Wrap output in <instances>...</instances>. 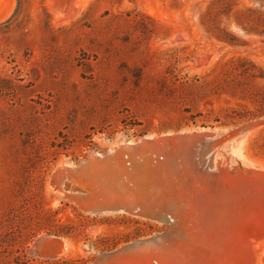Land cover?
Instances as JSON below:
<instances>
[{
    "label": "rangeland",
    "instance_id": "374dc122",
    "mask_svg": "<svg viewBox=\"0 0 264 264\" xmlns=\"http://www.w3.org/2000/svg\"><path fill=\"white\" fill-rule=\"evenodd\" d=\"M62 1L15 0L0 22V236H60L69 246L50 261L81 264L167 228L91 210L90 191L64 177L91 152L259 121L237 145L243 165L264 167V0ZM233 138L194 161L235 164ZM35 241L29 253L47 259Z\"/></svg>",
    "mask_w": 264,
    "mask_h": 264
},
{
    "label": "bare ground",
    "instance_id": "6f19581e",
    "mask_svg": "<svg viewBox=\"0 0 264 264\" xmlns=\"http://www.w3.org/2000/svg\"><path fill=\"white\" fill-rule=\"evenodd\" d=\"M62 2L56 5L58 9ZM258 123L249 122L219 137L208 129L185 128L137 140L117 139L108 159L116 164V171L110 173L118 188L115 182L112 189L95 181L98 171L93 173L90 194L84 196L95 198L106 191L110 197L108 203L93 204L90 209L140 214L165 222L167 228L122 244L120 248L127 251L112 264H264V167L243 165L237 145ZM229 132L233 133L224 138ZM231 138L235 164L228 156L194 161L202 151L214 154ZM103 156L91 152L88 159L92 164L83 162L86 170L82 174L105 166L107 159H96ZM77 168L72 166L64 177L80 176ZM62 240L65 254L69 243ZM33 249L44 257L37 245Z\"/></svg>",
    "mask_w": 264,
    "mask_h": 264
},
{
    "label": "water",
    "instance_id": "95a60500",
    "mask_svg": "<svg viewBox=\"0 0 264 264\" xmlns=\"http://www.w3.org/2000/svg\"><path fill=\"white\" fill-rule=\"evenodd\" d=\"M14 5H15V0H0V22L5 20L10 15V13L12 12V10L14 8ZM230 135L231 134L229 133L224 138L227 139L230 137ZM103 155H104L103 157H100V158L97 157L96 159H100V160H102L103 158L107 159L108 162L106 163L105 166L99 167L98 169H92L91 174H86V172H84L82 174V172L86 170V168L84 166H81L83 164L82 163L77 168L78 169L77 173H81L80 176L78 175L75 178L68 176L66 179H71L72 181H74L78 185L90 190L88 187V183L90 182V180H93L96 177V175H94V174H95V172L98 171L97 177L95 178L96 179L95 181L98 180L102 184L105 183L106 187H107V185L108 186L110 185V187L112 189H115V186H116V188H118L117 182H116L117 181L116 177L113 175V173H110L112 171H116V169H115V168H117L116 164L114 163V161H112L111 158H109L110 160L108 159L109 152H106ZM122 158L124 159V161L128 165V162H127V161H129L128 157L124 155V157H122ZM87 161L88 162L86 165L89 166L90 164H92V161L90 159H87ZM105 174H107L108 176H105ZM113 182L116 183L115 186L113 185ZM103 192H104L103 193L104 195L102 194L103 196L97 194V196L94 199H92V203L94 205H102L103 203L104 204L108 203L107 201L109 200L110 196L107 195V193H105L106 191H103ZM34 245H37L39 247V249H41V251H43L44 258L58 259L64 255V249H65L64 242L62 240V237H60V236L52 235V234L41 235L35 241ZM122 249H123V247L120 248V246H119V247L114 248L112 250L102 251L101 252L102 254L97 255L95 258H93V259H91L85 263H81V264H112V262L115 259L122 256L121 255L122 251H125V252L127 251V248H124V250H122ZM34 252L36 254L38 253L37 250H34Z\"/></svg>",
    "mask_w": 264,
    "mask_h": 264
},
{
    "label": "trees",
    "instance_id": "16d2710c",
    "mask_svg": "<svg viewBox=\"0 0 264 264\" xmlns=\"http://www.w3.org/2000/svg\"><path fill=\"white\" fill-rule=\"evenodd\" d=\"M59 235H69L63 229L54 230ZM22 226H9L0 236V264H54L50 259L41 260L29 253L37 234L27 235ZM19 244L18 248L15 246Z\"/></svg>",
    "mask_w": 264,
    "mask_h": 264
}]
</instances>
